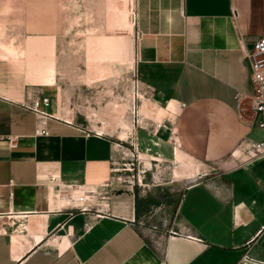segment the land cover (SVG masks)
Segmentation results:
<instances>
[{"label":"crops","instance_id":"obj_1","mask_svg":"<svg viewBox=\"0 0 264 264\" xmlns=\"http://www.w3.org/2000/svg\"><path fill=\"white\" fill-rule=\"evenodd\" d=\"M114 1L73 0L74 56L134 67L168 113L144 135L155 159L182 169L179 148L200 170L170 182L183 189L161 227L155 199L128 185L112 187L106 210L65 205L67 188L109 189L117 143L57 115L54 87L28 78L25 42L55 36L58 83L65 0H0V38L19 53L0 46V264H264V158L243 163L240 146L264 131L237 110V93L253 92L247 54L264 36V0H132L133 30L120 34ZM105 34L121 41L92 47ZM44 96L51 117L38 135Z\"/></svg>","mask_w":264,"mask_h":264},{"label":"rangeland","instance_id":"obj_2","mask_svg":"<svg viewBox=\"0 0 264 264\" xmlns=\"http://www.w3.org/2000/svg\"><path fill=\"white\" fill-rule=\"evenodd\" d=\"M62 7L65 8V24L61 33L64 35L63 38L67 39L61 41L62 56L58 69V83L56 80L50 84L40 83L39 80V82L34 81L33 83L54 87L51 93L55 94L61 109L57 115L79 123L88 129L101 131L111 136L117 143L112 185L108 186V190L105 187L93 191L79 189L83 192L72 193L74 198L78 199L75 200V203L81 204V197L89 196L85 203L87 206H90L94 211L106 210L104 199L108 195L107 193L113 191L112 187H115L114 191H118L117 189L127 185L132 186L137 197L148 196L149 198L150 196V199H155V202H148V205L150 209L160 211L163 218L158 225L161 227L165 223V217L169 218L170 215H173L183 189V186L170 182L185 173L193 177L200 170V166L179 148H177L176 156L182 169H175L173 162L155 159L156 154L152 147V149L149 148L144 135L145 132H152L159 124L163 122L166 124L167 122L163 118L168 113L161 115V118L153 116L149 119L141 116L143 97L153 101L154 99L151 91L138 81L134 67L118 65L119 72L110 74L106 78L89 76L90 74L85 72L88 57L74 56L73 0H65ZM119 28L120 26L115 22L113 33L120 34ZM1 31L5 35L4 30L1 29ZM79 34L87 39L90 36V32L87 33V36L84 31L81 33L78 31ZM51 37L54 38L56 44L55 36ZM26 42L25 47L27 46ZM79 48L78 44L76 49ZM81 50L84 54V45ZM124 107H126V111L123 110ZM258 132L262 133V130L258 129ZM121 135H124L125 139H122ZM68 193H65L67 199ZM152 225V223L144 221V226L151 227Z\"/></svg>","mask_w":264,"mask_h":264},{"label":"bare ground","instance_id":"obj_3","mask_svg":"<svg viewBox=\"0 0 264 264\" xmlns=\"http://www.w3.org/2000/svg\"><path fill=\"white\" fill-rule=\"evenodd\" d=\"M131 1L132 0H115L113 2L114 6L118 9L117 21L120 22V28L125 30L126 32H131L133 30V26L135 23V13L133 12V10L129 8V5H127ZM0 36L2 38L5 37L4 33L1 30H0ZM5 39L0 38V46L4 48L5 52H7L9 55L10 54L11 56L14 55L15 58V55L19 53L15 50L13 44L7 42ZM118 39H120V37L112 36L111 38V36H107V35L101 36L96 38V40L92 42L93 44L92 47L95 45L98 46L111 45V47H113L118 44V41H121ZM26 44L27 46L22 51V54L25 56L27 60L29 80L32 82L39 80L41 81L40 83L46 82L48 84L54 83L57 75L56 44L54 38L51 36L31 37L27 40ZM121 57H126V55ZM87 60H88L87 65L89 66V70H90V72L88 73L90 74L89 76L91 77L93 76L95 78L97 77L106 78L107 76H110V74L117 73L115 62H111V65H104L103 63L108 62V60H105L102 56L100 57L98 56V58L96 56L94 58L89 57L87 58ZM143 100L144 103L141 113V116H143V118L151 119L153 116H155L156 118H161L162 113H166V110L158 106L153 100L146 97H143ZM123 110L126 111V107H124ZM126 134L128 135V133ZM121 138L125 139V136L123 135ZM82 192L83 190L77 191V193H82ZM68 202L69 200L67 198H64V204L67 205Z\"/></svg>","mask_w":264,"mask_h":264},{"label":"built area","instance_id":"obj_4","mask_svg":"<svg viewBox=\"0 0 264 264\" xmlns=\"http://www.w3.org/2000/svg\"><path fill=\"white\" fill-rule=\"evenodd\" d=\"M247 57L251 71L253 92L247 93L245 91H239L237 93L238 115L241 119L244 118L245 115H250V120L253 125L264 131V36H261L258 39L254 49L247 54ZM138 81L143 84L139 77ZM49 102L50 97L44 96L41 101L35 102L33 106V109L37 113L36 134L38 135L48 133L47 122L49 117H51V114H49L41 105H47ZM162 126H166V124L163 122L159 124L158 127ZM88 133H94L99 136L103 135L102 132L93 129H89ZM240 146L247 155V157L243 160V163L264 158V138L249 142L247 144L241 143ZM234 155L236 154L234 153ZM67 192H69L67 194L69 196V202L67 206H71L83 213L92 210L90 206L85 204L87 199H89V196L81 197V204H76L75 200L78 199H75L72 195L73 191L67 188L65 193ZM98 215H102V213L98 212ZM20 226H22L20 231L27 229L26 225L20 224Z\"/></svg>","mask_w":264,"mask_h":264}]
</instances>
